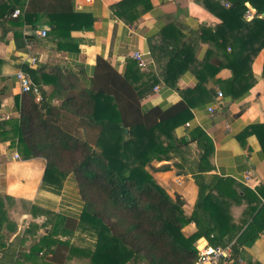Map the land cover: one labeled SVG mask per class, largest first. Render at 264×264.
Instances as JSON below:
<instances>
[{"label":"trees","instance_id":"1","mask_svg":"<svg viewBox=\"0 0 264 264\" xmlns=\"http://www.w3.org/2000/svg\"><path fill=\"white\" fill-rule=\"evenodd\" d=\"M223 1L227 5L217 1L211 8L220 22L199 28V44L207 46L201 59L193 54L197 44L185 41L177 46L174 23H167L158 33L159 40L150 45L165 84L175 85L190 67L197 79L193 88L182 92V100L168 107L141 109L140 99L150 87H141L142 72L135 61L120 74L99 57L88 86L59 66L52 65L46 73L28 70L36 85L46 76L53 91L46 94L37 85L39 99L32 92L21 93L19 116L11 125L17 147L22 158L45 159L43 182L47 184L58 186L67 174H73L83 206L77 219L54 214L47 233L28 251L0 247V264H63L73 259L76 264H192L199 238L213 246L229 247L226 262L242 259L243 246L264 228V202L244 188L234 189L230 179L205 173L211 169L208 158L213 143L200 127L189 130L190 140H196L201 149L199 158L193 166L179 168L183 174L190 173L197 186L189 213L184 199L177 193L171 197L152 173L156 169L153 160L181 154V145L189 143L186 138L176 140V129L191 118L192 106L213 97V90L204 86L207 79L220 68H228L231 77L222 87L231 99L243 96L253 83L251 62L264 49V0ZM246 2L255 10L250 19L245 16L250 11ZM65 4L63 8L46 7L51 28L69 30L90 24V20L81 22L80 13ZM15 7L0 0L1 25ZM38 12L36 0H28L12 23L33 24ZM4 35L2 31L0 39ZM256 127L264 130V125ZM244 201L242 217L235 222L231 207ZM9 206L0 195V240L18 227V218ZM190 223L195 230L186 234L183 227ZM70 232H75L71 242L57 238Z\"/></svg>","mask_w":264,"mask_h":264},{"label":"crops","instance_id":"2","mask_svg":"<svg viewBox=\"0 0 264 264\" xmlns=\"http://www.w3.org/2000/svg\"><path fill=\"white\" fill-rule=\"evenodd\" d=\"M8 1L16 6L14 10L19 13L26 9L28 0ZM217 1L224 5L226 3L223 0H127L126 3L122 0H36L39 12L33 24H13L18 14L6 15L8 20L0 24V36L2 31L5 33L0 39V195L3 202L12 206L13 214L18 218V227L8 238L0 240L4 244L0 246L1 250H30L47 233L54 214L77 219L83 206L73 174H67L58 186L47 184L43 182L45 159L22 158L23 152L17 147V138L11 128L19 116V98L22 93L15 72L21 69L29 75V69H39L46 73L55 65L69 70L88 86L99 57L113 70L124 74L127 66L134 63L131 51L137 49L150 53V45L159 40L158 33L167 23H174L178 31L177 46L185 41L197 44L196 51L192 49L193 54L196 59H201L207 46L204 42L199 44V28L201 25L214 26L220 22L211 10L213 2ZM64 3L65 8L71 7L73 12L80 13L81 22L90 20V24L69 30L51 28L50 17L44 12L46 7L55 4L56 8L58 5L63 8ZM247 6L253 15L255 10L250 4ZM42 28L47 30L45 37L36 33ZM27 41L32 45L29 50L25 46ZM28 54L36 55L35 65H29ZM263 60L264 49H261L251 62L253 83L237 99L226 97L222 87L223 82L231 77L228 68H220L215 76L207 79L204 86L213 90V97L192 106L191 118L176 129V140L186 138L189 143L181 145V154H171L165 159L152 161L156 168L152 170L156 181L171 197L177 193L184 199L187 213L195 202L197 186L191 174H183L179 168L180 165L187 168L193 166L199 158L201 149L196 140H190L189 134V130L196 126L213 143V152L208 158L211 169L205 173L230 179L234 189L244 188L255 194L261 203L264 202V130L255 128V125H264ZM190 68L180 74L175 85L165 84L155 61L147 71L137 69L142 72L141 87L145 89L148 84L150 87L140 99L141 109L146 110L155 105L165 108L182 100V92L193 88L197 82ZM44 78L40 77L37 85L50 94L53 85ZM217 91L222 95L218 96ZM188 97L195 101L194 96ZM52 101L59 103L60 99L54 98ZM208 107H212L213 111H209ZM1 114L9 117L2 118ZM14 152L18 154L17 158L13 156ZM22 204H25L23 213L20 212ZM245 207L246 201L231 207L235 222L242 217ZM194 230V223L183 227L186 234ZM74 237L75 232L57 236L70 242L75 240ZM196 243L208 242L199 238ZM243 249L242 259L234 264H264V228ZM66 262L76 264L74 259L70 262L65 260L63 264ZM217 264L233 263L220 261Z\"/></svg>","mask_w":264,"mask_h":264},{"label":"built area","instance_id":"3","mask_svg":"<svg viewBox=\"0 0 264 264\" xmlns=\"http://www.w3.org/2000/svg\"><path fill=\"white\" fill-rule=\"evenodd\" d=\"M227 5V3H225ZM18 14L17 10H14L12 12V15L16 16ZM246 18L250 19L252 17V14L250 11H248L245 14ZM36 33L42 37H45L47 34L46 29H40L36 31ZM25 46L29 50L31 48V43L30 41H27L25 43ZM30 53V52H29ZM28 63L30 66H33L37 63V57L36 55H31L28 54ZM132 59L136 62L137 66L139 69L147 71L149 70L151 65H154V61L152 60L150 53L149 52H141L139 50H133L130 53ZM15 77L16 80L19 84L20 91L21 92H32L36 95V99L40 98L39 90L37 85L33 82L32 78L22 71L21 69H18L15 72ZM157 87H155L156 89ZM217 95L221 96L222 93L220 91H217ZM209 111H213L212 107H208ZM2 118H8L9 116L7 114H1ZM189 123L187 122L186 125ZM1 143V141H0ZM13 156L15 158L18 157L17 153H13ZM196 251H197V256L195 261L192 264H217L221 260H226L228 259L229 256V247H221V246H213L208 243H196L195 245Z\"/></svg>","mask_w":264,"mask_h":264},{"label":"water","instance_id":"4","mask_svg":"<svg viewBox=\"0 0 264 264\" xmlns=\"http://www.w3.org/2000/svg\"><path fill=\"white\" fill-rule=\"evenodd\" d=\"M246 5H249V3L248 2H246ZM21 43V42H20Z\"/></svg>","mask_w":264,"mask_h":264},{"label":"rangeland","instance_id":"5","mask_svg":"<svg viewBox=\"0 0 264 264\" xmlns=\"http://www.w3.org/2000/svg\"><path fill=\"white\" fill-rule=\"evenodd\" d=\"M22 225V224H21ZM21 228V227H20Z\"/></svg>","mask_w":264,"mask_h":264}]
</instances>
